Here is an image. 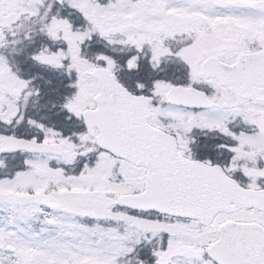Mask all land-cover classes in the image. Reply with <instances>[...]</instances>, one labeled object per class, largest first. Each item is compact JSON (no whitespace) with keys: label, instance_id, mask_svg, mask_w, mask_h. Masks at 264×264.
I'll list each match as a JSON object with an SVG mask.
<instances>
[{"label":"snow or ice","instance_id":"snow-or-ice-1","mask_svg":"<svg viewBox=\"0 0 264 264\" xmlns=\"http://www.w3.org/2000/svg\"><path fill=\"white\" fill-rule=\"evenodd\" d=\"M0 264H264V0H0Z\"/></svg>","mask_w":264,"mask_h":264}]
</instances>
